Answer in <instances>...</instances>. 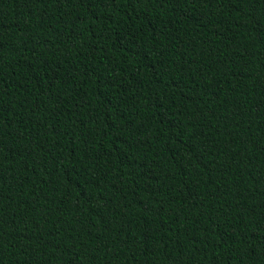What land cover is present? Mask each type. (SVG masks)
<instances>
[{"label":"trees","instance_id":"trees-1","mask_svg":"<svg viewBox=\"0 0 264 264\" xmlns=\"http://www.w3.org/2000/svg\"><path fill=\"white\" fill-rule=\"evenodd\" d=\"M0 264H264V0H0Z\"/></svg>","mask_w":264,"mask_h":264}]
</instances>
